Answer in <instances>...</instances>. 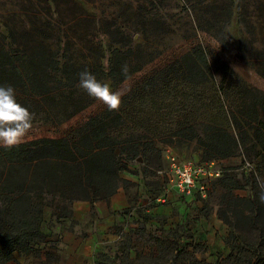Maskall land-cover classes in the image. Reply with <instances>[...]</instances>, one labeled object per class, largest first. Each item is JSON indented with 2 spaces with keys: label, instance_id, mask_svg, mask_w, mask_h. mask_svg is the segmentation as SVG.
<instances>
[{
  "label": "rangeland",
  "instance_id": "rangeland-1",
  "mask_svg": "<svg viewBox=\"0 0 264 264\" xmlns=\"http://www.w3.org/2000/svg\"><path fill=\"white\" fill-rule=\"evenodd\" d=\"M263 3L264 0H0V48L22 51L23 46L14 44L7 31L29 29L34 32L37 29L41 40L59 62L85 63L101 68L104 73L98 81L110 82L113 91L123 93L118 110L123 118L119 135L122 138H135L137 143L147 144L153 149L149 161L151 173L143 179L145 188L135 192L133 187L127 186L130 193L128 209L135 207L140 212L142 209L144 213L152 215L157 221L153 224L158 227H164L163 223L168 222L166 228H174L184 219L196 242L204 248L196 254L198 258L213 256L209 253V249L214 250L213 236L215 241L218 240L220 232H224L223 225L226 226L227 235L223 238L225 247L217 252V258H220L230 249L226 239L232 230L218 215L219 208H225L222 199L224 190L220 183H213L206 199L182 198L173 189L168 195H163L167 180L161 174L166 177L165 152L168 149L183 158L200 162V149L195 139L172 136L175 128L181 124L193 125L198 133L203 130L204 124L217 125L238 136L230 98L234 84L244 81L248 86L264 92V78L255 71L260 62L250 58L254 55L249 45L251 36L247 35L249 43H245L241 49L245 55V59H241L238 56L239 40L243 35L241 26L236 20H231L225 26L227 39L222 42L215 36L217 30L212 26L208 5L235 9L240 4V11L243 7L249 8L255 23L256 40H252L255 43L253 46L264 51ZM23 42L25 49L29 44L33 45L32 41ZM195 45L203 47L211 66L210 82L205 92H183L178 95L174 92L172 95L171 90L157 86L155 80L147 82L152 74L179 59ZM114 49L124 53L119 55L118 61L123 60L121 65L131 71L129 77L121 82L108 75L107 65ZM128 51L130 53L127 54ZM49 82L51 91L46 95L24 94L14 88L17 102L34 114L33 127L23 140L41 136H65L72 140L88 116L101 115L106 110L103 104L79 88V82L72 86L65 85L59 71L52 72ZM74 111L76 113L69 115ZM217 166L223 169V174H235L244 184V188L233 191L236 196L249 195L245 181L250 171L259 188L264 184V155L250 157L241 148L236 156L221 160ZM160 170L161 174L158 173ZM159 196L165 201H156ZM138 202H142L145 208L136 207ZM157 206H169L171 220L162 216L153 217L155 214L149 213ZM94 208L92 205V217ZM51 212V207H48L47 218H50ZM118 214L113 220V228L108 230L110 235L100 240L101 249L112 253L122 240L129 239L130 255L148 253L151 241L146 232L136 229L139 221L136 225H129L134 224L135 219L131 217L132 221L126 222L121 216L122 212ZM88 224L76 221L71 228L78 227L74 233L84 239ZM123 229L125 233L121 231ZM57 231L56 226L55 234L52 233L48 240L52 245L47 249L51 252L53 264H67L66 245L63 241L58 242ZM120 231L121 238L118 235L114 240L113 235ZM203 238L205 241H202ZM48 261L43 254L40 258L17 252L8 264H46Z\"/></svg>",
  "mask_w": 264,
  "mask_h": 264
},
{
  "label": "trees",
  "instance_id": "trees-1",
  "mask_svg": "<svg viewBox=\"0 0 264 264\" xmlns=\"http://www.w3.org/2000/svg\"><path fill=\"white\" fill-rule=\"evenodd\" d=\"M208 6L212 26L217 30L215 36L222 42L227 39L225 26L231 20H236L241 26L243 35L239 40L238 53L241 59H245L241 49L245 43H249L247 35L251 36L249 45L254 55L250 58L260 62L255 71L264 78V51L253 46L256 40L255 23L249 8L243 7L240 11V4L235 9L216 7L214 4ZM7 34L14 44L23 46V50L0 48V86H11L24 94L46 95L51 91L49 81L53 71H59L68 86L78 83L79 74L85 70L97 80L104 73L101 68L85 63L76 65L59 62L41 40L37 29L34 32L29 29L20 32L10 29ZM23 41H32L33 45L29 44L25 49ZM122 54L119 49H114L107 65L108 75L116 82L124 81L131 74L130 70L124 71L121 65L123 60L118 61ZM210 77L208 56L202 46L195 45L179 59L152 74L147 82L155 80L157 86L171 90L172 95L174 92L176 95L183 92L195 94L206 91ZM172 98L175 99V96ZM230 98L238 136L212 124H204L203 130L198 133L193 125L184 123L172 133V136L196 140L200 149V162L232 158L241 148L250 157L264 155V92L241 81L234 84ZM74 113L76 111L69 115ZM122 125L121 113L109 112L106 108L101 115L88 116L72 140L65 136H41L23 140L11 148L0 146V264H8L17 252L34 254L40 258L43 254L49 260L47 263L53 264L51 252L47 249L52 244L48 240L52 233L55 234L57 226L58 242L61 243L65 225L76 223L72 218L74 201H88L91 204L98 200L109 201L120 184L127 186V181L120 177L123 171L139 175L142 186H146L143 179L151 173L149 161L153 149L147 144L137 143L135 138H122L118 132ZM215 181L224 190L222 199L225 208L220 207L218 215L232 229L226 239L230 247L226 255L213 261L198 258L196 254L204 248L196 242L184 219L174 228H166L164 221H161L164 227L155 226L151 222L152 215L144 213L140 208L145 206L140 204L136 207L140 206L142 212L134 207L133 210L129 208L122 211L121 215L126 222L131 217L135 219V224L139 221L136 229L146 232L151 241L148 253L130 255L129 239H125L112 253L105 248L98 250L94 256L95 262L264 264V203L259 199L261 189L252 171L248 172L245 181L249 188L247 197L234 195L235 189L245 186L232 173L213 180L208 195ZM198 197L202 198L195 196L192 199ZM48 207L52 209L50 218L46 216ZM146 226L152 228L145 229Z\"/></svg>",
  "mask_w": 264,
  "mask_h": 264
},
{
  "label": "crops",
  "instance_id": "crops-1",
  "mask_svg": "<svg viewBox=\"0 0 264 264\" xmlns=\"http://www.w3.org/2000/svg\"><path fill=\"white\" fill-rule=\"evenodd\" d=\"M216 162L219 163L221 162V160ZM130 170H134V169L130 168ZM120 177L123 180H126L127 186L133 187L135 192H140L142 189L145 188L144 186H142L141 178L137 174L123 171L120 173ZM127 186L120 184L117 191L110 197L109 201L98 200L95 201L93 204H91L88 201H81V200L73 202L72 204L73 220L77 221L78 223L89 222L88 224L89 228L86 229L87 237L84 239L83 238L80 239L78 235L74 233V231H76L78 227L71 228L70 224H66L65 227L63 228L62 241L63 243L65 242L64 244L66 245L65 255H66L67 264H97L95 262L94 256L96 252L102 248V246L99 245V243L101 244L100 240L104 238L106 235H110V233H108V230L110 228H113V224H114L113 220L114 218L116 220L118 212H122L128 209V207H130V201H129L130 193ZM181 197L185 198L184 196ZM140 204H142V202H138V205ZM92 205L95 206L94 208L95 214L93 217L91 216L90 213ZM149 213L155 214L153 217L162 216L163 219L166 220H171L172 218L169 210V206L154 207ZM118 217H120L119 214ZM177 219L178 217L175 219V221H177ZM118 221H122V219H118ZM151 222L155 223L157 221H155V219L152 218ZM164 224L168 225V222ZM129 225H136V224L129 223ZM223 230L224 232L223 231L220 232L219 238L218 240H216L217 242L215 241V238L213 236V241H214L213 244L215 243V245L213 251L209 249V253H212L213 255L211 257H207L209 261H213L215 258H217V252L221 248L224 249L225 247V242H224L225 240L223 238L226 237L227 233H226V226L224 225H223ZM121 231L125 233L124 229ZM121 231L120 233L118 234L115 233L113 235L114 240L115 237L118 238V235L121 234ZM198 236H200V234H198ZM202 241H205L204 238L202 239ZM207 255L209 254L207 253Z\"/></svg>",
  "mask_w": 264,
  "mask_h": 264
},
{
  "label": "clouds",
  "instance_id": "clouds-1",
  "mask_svg": "<svg viewBox=\"0 0 264 264\" xmlns=\"http://www.w3.org/2000/svg\"><path fill=\"white\" fill-rule=\"evenodd\" d=\"M124 71H127L125 67ZM79 88L90 98L103 104L109 112L118 111L123 93L113 91L110 82H103L87 70L79 74ZM34 114L19 104L11 86H0V146L11 148L23 142L33 127ZM260 201L264 203V184L260 185Z\"/></svg>",
  "mask_w": 264,
  "mask_h": 264
},
{
  "label": "built area",
  "instance_id": "built-area-1",
  "mask_svg": "<svg viewBox=\"0 0 264 264\" xmlns=\"http://www.w3.org/2000/svg\"><path fill=\"white\" fill-rule=\"evenodd\" d=\"M167 160V171L161 174L167 180L163 195L173 189L180 196L192 199L195 196L207 198L210 184L213 180L223 174V169L218 167L216 161L195 162L188 158H183L174 151L168 149L165 152ZM156 201L164 202V198L159 196Z\"/></svg>",
  "mask_w": 264,
  "mask_h": 264
},
{
  "label": "water",
  "instance_id": "water-1",
  "mask_svg": "<svg viewBox=\"0 0 264 264\" xmlns=\"http://www.w3.org/2000/svg\"><path fill=\"white\" fill-rule=\"evenodd\" d=\"M138 161H141V158H138Z\"/></svg>",
  "mask_w": 264,
  "mask_h": 264
}]
</instances>
